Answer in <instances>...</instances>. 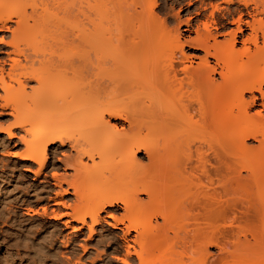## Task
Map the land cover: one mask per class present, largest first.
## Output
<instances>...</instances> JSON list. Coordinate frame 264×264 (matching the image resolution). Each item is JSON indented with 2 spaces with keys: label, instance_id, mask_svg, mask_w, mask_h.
Returning a JSON list of instances; mask_svg holds the SVG:
<instances>
[{
  "label": "bare ground",
  "instance_id": "6f19581e",
  "mask_svg": "<svg viewBox=\"0 0 264 264\" xmlns=\"http://www.w3.org/2000/svg\"><path fill=\"white\" fill-rule=\"evenodd\" d=\"M184 1L0 0V133L37 176L72 151L69 234L5 212L21 264H264V0Z\"/></svg>",
  "mask_w": 264,
  "mask_h": 264
},
{
  "label": "rangeland",
  "instance_id": "374dc122",
  "mask_svg": "<svg viewBox=\"0 0 264 264\" xmlns=\"http://www.w3.org/2000/svg\"><path fill=\"white\" fill-rule=\"evenodd\" d=\"M220 1L219 3H221ZM167 2L168 3L166 5L168 9L165 6V10L161 13L162 18L168 17V19H171V21L173 22L175 19L174 14L177 13V11L178 13L180 12L179 17L181 20L187 17L185 9L188 8L189 6L184 4L186 3L185 1L183 2L184 5L182 8V11L181 9L179 10L180 8L179 5L173 4V0H167ZM160 4H161V1H160ZM194 4L195 5H193L192 7H195L197 5L196 2ZM192 7H190L191 10L193 9ZM208 10H210V8ZM9 36L10 34L7 32L6 33L0 32V38L1 39L4 38L2 41L3 43L0 42V59L1 60H3V58L4 59L6 58L5 52L8 50V47L6 46L5 43L7 42V40L8 41L10 40ZM185 51L189 55L192 56L191 58L192 61H197L196 57L200 55L199 52H195L187 47L185 48ZM6 81H10V82H7L9 85L14 83L10 79L8 80V78L6 79ZM30 84L33 85V82H29V85ZM14 85L15 83L13 84V86ZM3 94H5L4 91L0 89L1 97L4 96ZM1 97H0V101H1ZM5 111L7 112L8 109L6 110V109L0 108V112H5ZM12 121L13 119L11 116L7 114H0V125H6L7 123L10 124ZM68 129L69 128H67V130ZM13 131L16 136H19V134L20 135L22 134L20 129H15ZM0 137H1L0 142L3 140L4 142L2 141V143H4V146L5 145L7 146L8 144V147H5V149L0 148V152H3L0 154V180L3 175V180L2 182L0 181V211H2L3 213V214H0V262L3 261L2 264H19V260H21L20 261V264H21V262L23 261V256L24 257L26 256L23 254V252L21 254L18 252L19 253L18 254L14 249L13 240L17 238L18 234L16 232L15 226L11 225L10 222H6L7 218L5 217V212H10L11 214H14L13 215L15 218L13 221L14 224L26 225V224L33 223L34 225H37V226H40V225L48 226L54 223L56 225V229L59 230L60 232L59 236L60 234L61 236L62 235L64 236L65 234L66 235L69 234L68 233L70 232L68 231L69 228H66L63 224H61L62 221L53 220L50 218L49 215L43 214L42 210L40 209V206L42 205L47 206L48 204L49 207L56 208V206L52 205L53 203L52 200H50L47 204L45 202L47 197L52 198L54 197V193H57L60 191L59 185L55 183V180L52 174H55V173L56 174L59 173L58 175L66 174L70 177V174L72 173V168L68 165L67 166L64 165L65 163L63 162L62 156L70 155L72 151L69 147L68 142L65 143L64 146H59V144L56 143L53 146L54 147L53 152L52 153L50 151L48 152L46 169H44V172H42V174L37 176L33 172L36 168L35 165L32 166L31 171L24 170L25 166L19 164L18 162L19 160L16 156L11 155L14 152L20 153V150H22V146L21 144H19L17 139L14 138L15 140L12 139L10 141L6 140L5 139L6 136L1 133H0ZM250 143L253 144V142H250ZM4 150L5 151L7 150L6 153ZM60 186L63 187V189L65 188L68 189L65 183H61ZM68 191L69 193L67 194H64L63 192H61L60 197H62L63 201L70 203L73 200V195L71 194V190H68ZM36 193H38L39 195ZM35 194H36V197H35ZM20 198L24 199V204H22L20 201L16 203V201ZM27 209H29V211H27ZM57 209L60 212H64L65 210V208H63L62 206H58ZM26 212H29V214L28 213L26 214ZM83 231H82V234L79 236V239H81L80 242H82V240L87 238V235H86L87 230L84 229ZM211 250L213 251L214 249H211ZM21 251H24V249ZM60 256L63 257L64 255H60Z\"/></svg>",
  "mask_w": 264,
  "mask_h": 264
}]
</instances>
